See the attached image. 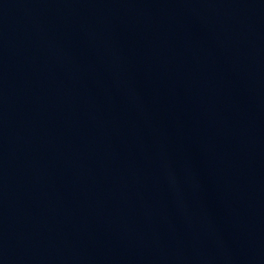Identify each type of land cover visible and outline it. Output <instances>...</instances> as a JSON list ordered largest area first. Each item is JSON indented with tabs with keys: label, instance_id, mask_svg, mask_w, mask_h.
<instances>
[{
	"label": "water",
	"instance_id": "water-1",
	"mask_svg": "<svg viewBox=\"0 0 264 264\" xmlns=\"http://www.w3.org/2000/svg\"><path fill=\"white\" fill-rule=\"evenodd\" d=\"M0 264H264V88L183 0H0Z\"/></svg>",
	"mask_w": 264,
	"mask_h": 264
}]
</instances>
